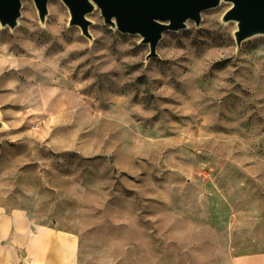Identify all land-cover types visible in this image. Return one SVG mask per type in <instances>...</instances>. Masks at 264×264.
I'll return each mask as SVG.
<instances>
[{"label": "rangeland", "instance_id": "374dc122", "mask_svg": "<svg viewBox=\"0 0 264 264\" xmlns=\"http://www.w3.org/2000/svg\"><path fill=\"white\" fill-rule=\"evenodd\" d=\"M57 4L59 7H57ZM228 3L139 35L61 0L0 26V207L78 236L91 264H232L264 251V35Z\"/></svg>", "mask_w": 264, "mask_h": 264}, {"label": "water", "instance_id": "95a60500", "mask_svg": "<svg viewBox=\"0 0 264 264\" xmlns=\"http://www.w3.org/2000/svg\"><path fill=\"white\" fill-rule=\"evenodd\" d=\"M44 23L48 0H32ZM69 12V26H78L82 35L92 39L86 16L98 9L104 24L122 34L139 35L148 45L146 60L157 57L156 48L167 31L186 28L188 21L199 26L201 13L223 3V23L235 22L233 33L237 48L242 41L264 35V0H61ZM21 0H0V26L13 29L20 17ZM1 126V123H0Z\"/></svg>", "mask_w": 264, "mask_h": 264}, {"label": "crops", "instance_id": "0c3cea01", "mask_svg": "<svg viewBox=\"0 0 264 264\" xmlns=\"http://www.w3.org/2000/svg\"><path fill=\"white\" fill-rule=\"evenodd\" d=\"M78 236L36 222L25 208L0 207V264H91ZM232 264H264V251L236 257Z\"/></svg>", "mask_w": 264, "mask_h": 264}, {"label": "bare ground", "instance_id": "6f19581e", "mask_svg": "<svg viewBox=\"0 0 264 264\" xmlns=\"http://www.w3.org/2000/svg\"><path fill=\"white\" fill-rule=\"evenodd\" d=\"M57 7H59V5L57 4Z\"/></svg>", "mask_w": 264, "mask_h": 264}]
</instances>
